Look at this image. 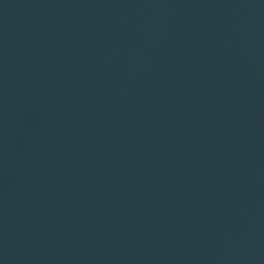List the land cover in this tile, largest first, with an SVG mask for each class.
<instances>
[{"label":"water","instance_id":"95a60500","mask_svg":"<svg viewBox=\"0 0 264 264\" xmlns=\"http://www.w3.org/2000/svg\"><path fill=\"white\" fill-rule=\"evenodd\" d=\"M0 264H264V0H0Z\"/></svg>","mask_w":264,"mask_h":264}]
</instances>
